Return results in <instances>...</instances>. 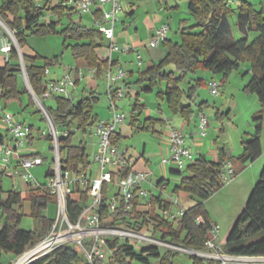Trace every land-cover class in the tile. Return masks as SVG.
<instances>
[{"label":"trees","instance_id":"trees-1","mask_svg":"<svg viewBox=\"0 0 264 264\" xmlns=\"http://www.w3.org/2000/svg\"><path fill=\"white\" fill-rule=\"evenodd\" d=\"M65 1L67 0H0V18L14 35L22 53L29 85L38 98H41L44 92L45 70L48 67L59 66L61 60L58 57L42 58L35 52L34 56L24 54L23 49L27 47V35L44 37L59 33L64 37V46L71 50L74 60L95 72L88 91L84 89L86 95L79 94L71 100L55 97L54 107L44 104L56 129L59 132H67L66 136L58 138L59 155L62 169L71 170L90 164L84 143L74 145L73 140L77 132L87 134L98 121L95 114V108L99 103L96 79H100L107 69L110 66H116L117 62H110L109 59L99 60L96 51L103 47V35L98 29L76 23L74 21L76 13L72 8L63 6ZM45 11L51 13L52 20L41 24ZM188 11L192 16L193 25L183 29L179 41L173 42L167 39L163 43L167 49L165 58L158 64L150 65L145 70L137 72V78L127 84V87L134 85L145 94L157 89V98L167 105L172 115L181 116L182 126H184L190 124L196 112L202 113L207 105V103L196 104L197 90L204 86V80H194L193 83L188 84L189 88L185 91L180 86L187 77L196 75L201 70L211 71L215 74H223L222 83L225 84L232 71L238 70L241 63L248 62L251 79L244 87V93L257 96L262 105L258 118L263 122L264 11H257L249 0H238L236 8H233L228 0H188ZM233 15L237 17L238 29L245 35L240 40L231 37L228 17ZM94 17L100 18V13L96 11ZM251 32L258 34L252 41L248 39ZM69 40L72 43L67 44ZM43 60L44 64L39 65V62ZM20 73V56L16 49H12L11 61L0 66L3 104L19 102L22 106V96L29 93V90L24 86L20 87L18 78ZM79 83L77 79L76 85L78 86ZM30 104L36 106L32 95H30ZM193 104L196 105V110ZM143 108L144 106L139 104V97L136 96L132 109L133 125H135L134 117H139ZM38 113L41 114L40 110ZM157 121L159 120H146L151 124ZM30 128L32 129V126ZM140 130L148 129L143 127ZM262 131L264 128L260 124L256 134L249 141L243 142V153L238 158L228 157L222 148L209 149L206 155L210 159L201 156L186 167L187 176L180 179L179 184L172 190V194H188L196 201V204L185 210L184 215L177 220L179 225L177 229L172 223L155 214L156 207L168 211H172L174 207L172 203L162 198V193L167 189V186L163 187V181L156 185L160 194L151 199L149 213L136 211L138 195L134 193L131 212L124 213L121 210L110 212L104 205L101 211L102 218L111 220L114 225L131 228H141L148 223V220H152L157 224L154 232L160 233L163 239H168L189 250L205 251L208 233L213 225L204 203L223 188L221 175L224 163L232 164L234 178H236L246 164L254 163L261 158L263 155ZM44 139L52 142L49 136ZM112 140L116 143L120 141V136L115 134ZM50 150L54 151V148L51 147ZM52 173L53 170H49L46 178L51 177ZM172 173L180 175V171ZM3 176V172H0V183ZM104 194L106 202V190ZM25 201L30 203L31 217L34 221L33 229L29 231L21 229L22 208ZM53 202L55 198L45 184H41L39 188L28 187L25 194L18 192L17 189L5 192L0 186V264H4L2 262L4 255L18 258L47 237L55 220L45 216L44 212ZM86 202V195L80 198L71 196L68 199L67 215L71 222L77 219ZM108 245L116 249L114 260L117 264H133L134 262L150 264L151 259H160L159 264H176L175 261L180 255L165 252L156 247L136 250L118 239L108 242ZM222 252L229 256H264V165L259 180L232 227ZM188 256L192 264H218L195 255ZM29 264H81V259L79 252L73 246H65ZM94 264L106 263L95 261Z\"/></svg>","mask_w":264,"mask_h":264},{"label":"built area","instance_id":"built-area-1","mask_svg":"<svg viewBox=\"0 0 264 264\" xmlns=\"http://www.w3.org/2000/svg\"><path fill=\"white\" fill-rule=\"evenodd\" d=\"M237 1L228 0V3L234 4ZM63 6L72 8L80 16L89 13L94 15L96 11L99 12L100 18H95L94 22L104 39L110 42V53L126 54L131 51L129 45L121 46L114 42L116 24L120 19V15H125L127 12V8L120 0H67L63 3ZM168 32L169 27L166 24L162 25L157 30L150 47L156 48L167 41ZM17 46L13 33L0 18V66L11 61V51L16 49L20 56L21 72L27 87H30L21 57L22 53ZM112 61L110 59V62ZM137 61L139 64L141 63L139 54H137ZM48 74L49 70L47 68L45 70L44 92L41 98L35 96L31 87L29 92L44 120L49 125V135L47 136L52 139L55 152L53 173L48 178V183L45 186L55 198L58 206L57 219L47 237L29 252L16 258L14 264H29L65 246H73L78 252L82 253L86 259V264H94L95 261L117 264L114 260L116 249H112L108 245V242L116 239L131 245L136 250L156 247L165 252L195 255L205 260L215 261L218 264H228L239 259V256L224 254L217 247L215 243L219 235L217 225H213L208 233L206 250L193 251L168 239H163L160 233H155L154 227L157 225L155 221L148 220V223L141 228H131L114 225L111 220L103 219L101 216L102 206L106 205L110 212L121 210L124 213H129L133 209L132 199L134 193H137L138 199L147 197L145 186H153L150 181L152 173L135 171L134 159L126 150H121L117 143L112 140L116 130L126 121L125 114L118 111L115 103L116 99L124 97V93L121 89L113 87L120 81L125 82L127 73L118 65L110 66L105 73L112 115L109 120H98L93 126L98 140V150L94 155L95 171L91 164L78 166L76 169L71 170H64L61 167L58 138L66 136L67 132H59L56 129L44 104L53 101L55 97L71 100L72 93L76 88V79L68 74L60 80L49 81L46 79ZM94 75L93 70V78ZM79 76L81 79V74ZM208 86L213 96H219V86L216 82H209ZM3 121L7 125L9 138L0 139V165H8L11 157L16 154V150L22 149L25 143L31 140L32 130L24 124L16 123L10 114H6ZM207 127L206 117L200 114L197 138H203L207 135ZM42 137H46L44 132ZM169 140V154L163 162L174 166L177 170H182L186 164L189 165L194 161L193 154L185 147V136L181 132L171 130ZM43 164L44 159L40 156H30L21 160L22 179L29 187H41V184L35 181L30 171ZM233 180V166L230 162H226L222 166L221 182L224 186L230 184ZM110 188L114 189L112 194ZM105 190L107 194L106 202L104 199ZM83 195H86L87 202L83 205L82 212L77 219L71 222L67 215L68 199L71 196L80 198ZM184 212V209H179L176 213L161 210V216L165 221L174 223L184 215Z\"/></svg>","mask_w":264,"mask_h":264},{"label":"rangeland","instance_id":"rangeland-1","mask_svg":"<svg viewBox=\"0 0 264 264\" xmlns=\"http://www.w3.org/2000/svg\"><path fill=\"white\" fill-rule=\"evenodd\" d=\"M121 3L128 8L129 0H120ZM145 1V0H143ZM142 1V2H143ZM260 1L262 0H251V2L255 5L258 10H261ZM179 8L176 10H172L166 8L164 6L163 0H151V3L139 4L140 9L136 12L135 20L126 17L124 20L127 25L130 23L129 30L127 33L129 35L135 34L134 31L136 28L138 32V50L134 51L132 54L133 62L136 65H139L142 70H145L148 66L153 64H158L163 58H165V47L163 43H161L156 48H150L151 35L149 34L150 27L157 26L159 23L168 21L172 22L174 28V33L168 32V38L171 41L176 42L179 40V34H177V26L179 19L181 20H189L192 19L188 11V0H176ZM236 3L232 4L233 8H236ZM157 7V8H155ZM164 7L166 8L164 10ZM162 10V11H161ZM172 10V15H167L169 11ZM92 13L88 15L80 16L78 14L74 15V21H79L81 19V24L88 28H95L97 26L92 21ZM125 15H120V19L116 24V41L121 43L122 41L126 42V40H118L119 30L122 29V22ZM168 18V19H167ZM52 20L51 13L49 11H45L43 19L40 21L41 24L49 23ZM66 20V19H65ZM160 21V22H159ZM158 23V24H157ZM193 21L189 26L193 25ZM162 24L159 26L161 27ZM234 28V36L235 40H240L242 37L238 34V32ZM159 29V28H158ZM157 29V30H158ZM157 32V31H156ZM123 32H121L122 34ZM254 37L252 36L250 40L252 41ZM27 47L33 52L40 55L42 58L54 59L56 57L60 58L61 64L59 66L48 67L49 74L46 79L49 81H56L62 79L66 75H70L72 78L76 76V69L80 65L79 62H76L72 57L71 50L64 46V37L57 34H50L44 37H38L35 35H27L26 38ZM132 41V39H131ZM72 43L71 40L67 41V44ZM127 43V42H126ZM108 44V43H106ZM131 47V46H130ZM108 50V47L106 48ZM104 50V49H102ZM167 50V49H166ZM128 54V53H126ZM137 54L141 57V63L139 64L137 61ZM165 55V56H164ZM44 60L39 62V65H43ZM82 69V80H80L78 88V93L87 94L86 92L89 89V84L93 80L92 71L88 70L85 67H81ZM246 69H250V63L245 62L240 64V68L238 70L232 71L228 76V81L223 84V74H215L211 71H199L196 75H190L187 79L181 84V89L187 91L189 88V83H193L194 80L202 79L204 80V86H201L197 90L196 104L199 105L201 103H207L203 108V115L206 117L208 121V127L206 129L207 136L202 138V140H207L208 143H212L213 141H217L218 146L223 148L225 147L229 153H232L231 143L234 144L233 154L235 158H238L239 155L243 153V146H240V138L241 137H250L254 136L257 132V127L262 124V120L258 118V113L262 110L260 108L261 103L259 102L256 95L246 94L244 93V87L248 84L251 79V73H247ZM19 85L24 86L28 89L24 76L22 72L18 76ZM209 82H216L219 86V96H213L210 92V88L208 86ZM206 84V85H205ZM123 82H118L114 85L113 88H119L123 91L124 94H127L125 91V87H123ZM86 89V92L84 91ZM84 91V93H83ZM96 91L98 93L99 103L95 108V113L99 116V119H106L111 117V101L108 94V84L106 80L105 74L100 78L96 79ZM139 91V89H138ZM157 89L153 92L145 94L142 93L141 98L142 102L139 99V104H144V108L141 111L140 119L142 121L148 119L150 115L152 118L162 117V110L165 112L163 114V118L168 121L170 127H179V122L181 121V116L172 115L167 105L157 98ZM30 92L24 94L22 96V106L19 102H10L6 105V108L2 109V117L6 114H10L13 116V119L16 123L24 124L26 127L32 126V138L29 142H26L24 147L20 150L24 151V155H40L41 158L44 159V164L42 166H37L31 169L30 173L38 184H47L48 178H46V174L49 170L53 169L54 166V158L55 152L50 150L53 147V143L45 140L42 137V133H45V136L49 135V125L46 120L42 119V113L39 114V108L36 106H32L30 104ZM234 102H237V107L233 106ZM118 111L124 113L126 116V121L131 120L132 115V105L135 103V98L123 97L121 99L115 100ZM49 106L54 107L55 103L53 101L46 102ZM194 109L196 110V105L193 104ZM111 114V115H110ZM219 114V115H218ZM199 113L196 112L195 118L191 121L190 130L195 131V127L197 125L199 119ZM226 115V116H225ZM262 115V114H261ZM199 126V125H198ZM198 129V127H197ZM249 138V137H248ZM262 139V148L264 151V131L261 134ZM32 142V143H31ZM158 138L153 137L150 133H146L143 131L133 130V132L126 137L123 138L120 143L121 150H128L129 155L133 158H137L141 153L144 145L147 147L146 157L151 159V167L155 172V180L159 179L163 174V168L160 166V158L156 152H153L151 149H157L158 147ZM31 143V144H30ZM80 143H84L86 146V153L88 155V161L92 165L93 170L95 171L96 166L94 165V155L97 152V137L95 135L94 127L90 129V132L87 134H83L82 132H77L73 144L79 145ZM157 147V148H156ZM193 149V145L191 146ZM30 157V156H29ZM185 167L182 169L184 170ZM262 164H260V167ZM174 167V166H171ZM259 165L254 166L253 169L250 170L249 173L245 174L241 180H249L251 179V172L258 173ZM175 168V167H174ZM262 169V168H261ZM260 169V171H261ZM20 171V170H19ZM165 174V172H164ZM168 180L170 184L165 192V195L168 198H171L173 195L174 199L177 200L179 194H172V190L175 186H177L180 182L179 176H172L167 174ZM260 175V174H259ZM245 178V179H244ZM235 180V178H234ZM234 180L227 185H224L222 189L217 191L213 196H211L205 203V207L208 212H211L212 216L215 219V222L220 230V240L222 242L216 241L219 247L225 243L226 239L230 234V230L235 223L236 218L240 215L242 210L245 207V203L247 201V197L242 196L243 190L241 186H235ZM240 180V181H241ZM259 180V176L256 181ZM257 183V182H256ZM2 186L3 191H11L12 189L18 188L25 194V184L22 179V175L19 176L16 173V170L13 166H11L7 175L2 178ZM110 193L114 192L113 188H110ZM175 212V209L172 213ZM23 220L21 222V229L23 230H32L34 226L33 218L31 217V209L30 203L25 201L22 208ZM58 213V206L55 202L51 203L47 210L44 212L45 216H48L51 219L56 220ZM79 256L81 259V264H86V259L82 253L79 252ZM6 255L3 257V263L8 264V260L5 259ZM160 259H151L150 264H159ZM16 262V258L13 259V262L10 261L11 264ZM176 264H190L191 261L188 255L180 254L176 261ZM133 264H139L134 262Z\"/></svg>","mask_w":264,"mask_h":264},{"label":"crops","instance_id":"crops-1","mask_svg":"<svg viewBox=\"0 0 264 264\" xmlns=\"http://www.w3.org/2000/svg\"><path fill=\"white\" fill-rule=\"evenodd\" d=\"M142 1L143 0H129V2H128V4H129L128 6L129 7L127 8V12L125 13V18H123V21L126 19V17H127V19L131 18L132 20H135L136 12L140 9L139 4H143V6H145L146 4L151 3V0H145L143 2ZM163 1L165 3L164 6L166 8H169V9H172V10H175V9L177 10L179 8V6L176 3V0H163ZM249 2L254 6V8L257 11H261V10L264 11V0L260 1V3H259L260 6H261V10H258L255 7V5L251 2V0H249ZM165 7H164V10L166 9ZM155 8H157V7H155ZM172 10L167 12L168 13L167 15L171 16L172 13H173ZM92 16L93 17L91 19L93 21L95 19V17H94L93 14H92ZM228 18H229V23H230V27H231V37L233 39H235V36H234L235 32H234V28H233V27H235V30L238 32V34L242 38H244L245 35H243V33L240 32V30L237 27V17H236V15L230 16ZM75 22L76 23L79 22L81 24V19L79 21H75ZM191 23H192V19H189V20H181V19H179L178 26H177V31H176L177 34H179V40H180V35H181L183 29L189 27V25ZM130 24L127 25V23H125V21L122 22V29L119 30V31H121L123 33L121 34V32H119V34H118V36H119L118 40H121V39L124 38L123 40H126L127 43L124 42V41H122L121 43H118L116 41V31H115V34H114V42L115 43H117V44H119L121 46H123V45L131 46L130 47L131 51L128 54H120V53L111 54L110 53V42L108 40H105V39L103 40V47L97 49L96 53H97V56H98L100 61H105L107 59H109V60L112 59L113 61L117 62V65L120 66L127 73V80L125 82H123L124 83L123 87H125V91H127V94H124V96L125 97H129V98H133V96H134L135 99H136V96H138L140 101H141L142 100V98H141L142 93L140 91H138V88L136 86H134V85H130V86L127 87V84L133 82L137 78V72L143 71L139 65H136L133 62V59H132L133 52L138 50V46H139L138 45V41H139V39H138V35H136L137 32H138L137 28L134 30L136 33L132 34V37H131V35H129L127 33V31L129 30L128 27H130ZM161 24L162 23H159L157 26H153L152 25L150 27V31H149V34L151 35L150 44L153 41V39H154V37L156 35V31H157L158 28H160L159 26ZM165 24L169 27V32L174 33V29L176 30V28H174L172 22H170V21H168L167 23L163 22L162 25H165ZM252 36L255 39L258 36V34L255 33V32H251L249 34V36H248V39L250 40V38ZM131 39H132V41H131ZM168 40H170V38H168ZM106 43H108V44H106ZM107 47H108V50L106 49ZM148 47H150V45H148ZM102 49H104V50H102ZM23 52H24V54L29 55V56H34L35 55V53L32 50H30L28 47H25L23 49ZM163 53L166 55L167 54V50L165 49V52H163ZM79 63H80V65L78 66L79 69L78 70L76 69L75 79L76 80L79 79V81H80V80H82V69H81V67H85V66L81 62H79ZM88 70L90 71V69H88ZM246 70H247V73H250V69H246ZM77 74H78V77H77ZM79 74H81V79H80ZM77 88L78 87L76 85V88H75V90L72 93V98L75 97V96H78L80 94V93H78V89ZM1 94H2V89L0 87V139H8L9 136H8L7 125L4 123L3 117L1 116L2 113H3L2 112L3 103L1 102ZM134 105H135V103L132 105V107ZM141 105L144 106V104H141ZM233 106L237 107V102H234ZM5 108H6V105H4V109ZM260 108H261V106H260ZM161 112H162V117L161 116L160 117H156L155 116L154 118H152V116L150 115V117L148 119H146V120H150V119L159 120L155 124L147 123L146 120L142 121L140 119V116H139V117H134L135 125H133L132 116H134V115L132 114L131 115V120L128 121L127 123L122 124L116 130V135L120 136V141L116 142L119 147H120V143H121L122 139L126 138L130 134V132L132 133L133 130L141 131L140 129L143 128V127H146L148 129L147 131H143V132L150 133L153 137H156L159 140L158 145H156L158 148L156 147L157 149H151L153 152H156L158 154V157L160 158V164H161L160 166L163 168V170H162L163 174L160 176L159 179H156V180L154 179L156 177L155 176V172L153 171V169L151 167V159L146 157L148 149H147V147L145 145H144L141 153L139 154V156L136 159L133 158L130 155L134 159V170L135 171L152 173V176L150 177V181H151V184L153 186H151V185H146L145 186L146 187L145 189L147 190V197H140L138 199V205H137V208H136L137 212L144 213V214L149 213L150 210H151V204H150L151 199L160 194V190L156 187V185L160 181H163V187L167 186V188H168V186L170 184V181L167 179L168 178L167 174L172 175V176H179L178 178H180V179L187 176V173L185 172L186 168L184 170H177L176 168L171 167V165H167V164H165L163 162V160L165 158H167L168 154H169V148H170L169 134H170L171 130H177L179 132L181 131V133L185 136V147L191 151V153L193 154L194 160L198 159L201 156H206L207 157L206 154H207V151L209 149H217V148L221 149V147L218 146V143H217L216 140L213 141L212 143H208L207 140H202V138H197L196 134H197V131H198L197 127H198L199 123H197V125L195 127V131L194 130L191 131L189 129L190 126H191V123L182 126V118H181V121L179 122V127H170L168 121L163 118V114L165 112L163 110ZM202 113H203V111H202ZM202 113H199V114H202ZM176 116H178V115H176ZM97 117H98V120H100L98 115H97ZM110 118L111 117L109 116V118L101 119V120H109ZM198 122H199V119H198ZM262 125H263V128H264V119H263ZM262 133H263V131H262ZM250 136L251 135L248 136L249 138L248 137H241L240 138V140H241L240 141L241 142L240 146L241 147L243 146L242 145L243 142L249 141L251 139ZM205 137H203V138H205ZM261 142H262V139H261ZM192 145H193V149H191ZM231 147H232V153H229V151L225 147H223L222 149L225 150V152H226L228 157L235 158L234 155H233L235 153L234 144L233 143H231ZM262 150H263V148H262ZM126 151L128 152L127 149H126ZM241 155H239V156H241ZM29 156H37V155H35V154L24 155V151L23 150H20V149L16 150V154L11 157L10 163L8 165H2V164L0 165V172H3V175L5 176V175H7L8 171L11 168V166H13L15 168V170H16V173H18V175L21 176L22 173H23V170H22V167H21V160L23 158H26V157H29ZM207 159H210V158L207 157ZM260 164H262L261 167H260ZM256 165H259L258 168H260V169L263 168V165H264V151H263V155L261 156V158L258 159L256 162L246 164L244 166V169L242 170V172L234 180V183L236 184L235 186H239V185L241 186V188L243 190L242 196H244V194H245L246 197L247 196L249 197L253 187L255 186V184L257 182L256 180H257L258 176L260 177L259 174L261 173V171L259 169L257 175H256V173L251 172L250 181L249 180H241L242 177L245 174L249 173L250 170L253 169L254 166H256ZM177 171H180V175H176V174L172 173V172H177ZM164 172H165V174H164ZM0 184H2V182ZM24 184H25V189L27 191L29 186L25 182H24ZM15 189H17L18 192L22 193V191H20L18 188H15ZM12 190H14V189H12ZM166 190L167 189H165V191L162 193V198L166 202L172 203L174 205V207H173L171 212H173L174 209H175L174 213H176L179 209L187 210V209L193 207L196 204V201L194 199H192L191 197H189L188 194H185V193H180L178 198H177V200L174 199L173 195H171L172 196L171 198H168L165 195ZM208 213L210 215L211 224L212 225L217 224L215 222V219L212 216L211 212H208ZM155 214L160 216V217H162L161 216V210L158 207H156ZM237 218H236V220H237ZM236 220H235V222H236ZM172 224H173L174 228H176V229L179 227L177 222H174ZM219 238H220V230H219V235H218V238L216 239V241L222 242L223 240L222 239L220 240ZM216 241H215V243L217 245L218 243ZM225 243H226V241H225ZM225 243H223V245L221 247H219L218 245H217V247H219L221 250H223V246H224ZM3 257H2V262H3ZM5 259L8 260V262H9L8 264H11L10 261L13 262L14 258L12 256H10V255H6ZM190 264H192V262ZM228 264H264V256H258V257L239 256V259L237 261H233V262H230Z\"/></svg>","mask_w":264,"mask_h":264},{"label":"water","instance_id":"water-1","mask_svg":"<svg viewBox=\"0 0 264 264\" xmlns=\"http://www.w3.org/2000/svg\"><path fill=\"white\" fill-rule=\"evenodd\" d=\"M18 50L20 49L18 46H17ZM30 89V87L28 86V90ZM31 91V90H30Z\"/></svg>","mask_w":264,"mask_h":264}]
</instances>
